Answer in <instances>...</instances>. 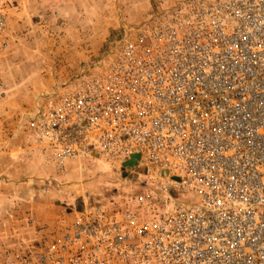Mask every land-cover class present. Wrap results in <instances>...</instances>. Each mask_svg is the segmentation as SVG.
I'll use <instances>...</instances> for the list:
<instances>
[{
    "label": "built area",
    "instance_id": "built-area-1",
    "mask_svg": "<svg viewBox=\"0 0 264 264\" xmlns=\"http://www.w3.org/2000/svg\"><path fill=\"white\" fill-rule=\"evenodd\" d=\"M151 2L32 123L57 171L135 161L148 181L86 193L45 247L0 264H264V0Z\"/></svg>",
    "mask_w": 264,
    "mask_h": 264
},
{
    "label": "rangeland",
    "instance_id": "rangeland-1",
    "mask_svg": "<svg viewBox=\"0 0 264 264\" xmlns=\"http://www.w3.org/2000/svg\"><path fill=\"white\" fill-rule=\"evenodd\" d=\"M151 7V0H10L0 6V18L4 17L0 29V146L9 148L18 139L33 141L38 148L35 157L45 156L32 123L47 98L70 87L81 69L107 58L123 36V28L143 21ZM53 169L55 173L48 178L56 182L57 189L45 194L46 179L39 184L34 181L28 186L29 195L3 202L13 208L0 212L1 241L12 236L9 230H16L8 226L24 221L38 232L45 230V240L32 248L45 247V241L55 237L59 222L73 221L84 207L86 193L140 192L139 184L152 174L147 168L113 170L94 160L68 163L64 171ZM187 199L199 201L196 196ZM31 202H45V215H51L53 227L45 222L40 229L33 211L26 215L21 211Z\"/></svg>",
    "mask_w": 264,
    "mask_h": 264
},
{
    "label": "crops",
    "instance_id": "crops-1",
    "mask_svg": "<svg viewBox=\"0 0 264 264\" xmlns=\"http://www.w3.org/2000/svg\"><path fill=\"white\" fill-rule=\"evenodd\" d=\"M21 109H24L22 107ZM18 110V109H16ZM0 146V203L6 202L10 197H18L19 195H29L30 185L35 181L38 184L39 180H45L52 177L49 174H54L53 164L46 161L45 156L35 157L38 148L34 142H24L13 140L9 148ZM31 154V156L29 155ZM30 156V157H29ZM23 157V162H22ZM21 158V159H20ZM54 172V173H53ZM41 178V179H40ZM27 186V187H24ZM45 195V194H44ZM44 201V200H42ZM0 206V212L6 213L11 211V206ZM12 204V203H11ZM11 207V208H10ZM21 211L26 213L33 211L36 215L34 217L38 220L39 228H45V222L48 226L53 227L54 221L50 214L45 215V202L41 204L31 202L21 208ZM21 218L22 215H19ZM32 220V219H31ZM32 221H35L34 219ZM29 222V220H28ZM36 222V221H35ZM54 222V223H53ZM35 224V225H36ZM8 226V225H7ZM24 226V227H23ZM9 228L15 227L16 230H9L12 235L7 239L0 240V253H5L7 249L16 251L21 243L32 245L38 241L45 240V230L40 232L36 231L34 225L26 224L24 221L16 223L15 226H8ZM40 228V229H41ZM54 229V228H53ZM2 245V246H1ZM5 246V247H4ZM1 255V254H0Z\"/></svg>",
    "mask_w": 264,
    "mask_h": 264
},
{
    "label": "water",
    "instance_id": "water-1",
    "mask_svg": "<svg viewBox=\"0 0 264 264\" xmlns=\"http://www.w3.org/2000/svg\"><path fill=\"white\" fill-rule=\"evenodd\" d=\"M135 165H136V162H135V161H132V162L126 164L125 166H126L128 169L131 170V169H133V168L135 167ZM164 175H167V172H164Z\"/></svg>",
    "mask_w": 264,
    "mask_h": 264
},
{
    "label": "bare ground",
    "instance_id": "bare-ground-1",
    "mask_svg": "<svg viewBox=\"0 0 264 264\" xmlns=\"http://www.w3.org/2000/svg\"><path fill=\"white\" fill-rule=\"evenodd\" d=\"M71 162H73V161H70V162H68V163H71ZM68 163H67V164H68ZM142 166H144V164H142Z\"/></svg>",
    "mask_w": 264,
    "mask_h": 264
}]
</instances>
